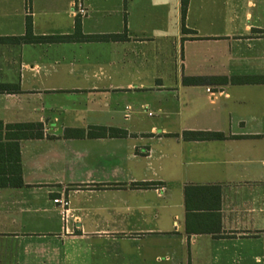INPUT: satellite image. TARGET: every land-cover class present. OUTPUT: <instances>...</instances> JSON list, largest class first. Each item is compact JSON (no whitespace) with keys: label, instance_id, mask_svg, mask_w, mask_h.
<instances>
[{"label":"crops","instance_id":"obj_1","mask_svg":"<svg viewBox=\"0 0 264 264\" xmlns=\"http://www.w3.org/2000/svg\"><path fill=\"white\" fill-rule=\"evenodd\" d=\"M188 1L193 34L182 0H0V264H264V84H184L264 77V0Z\"/></svg>","mask_w":264,"mask_h":264},{"label":"trees","instance_id":"obj_2","mask_svg":"<svg viewBox=\"0 0 264 264\" xmlns=\"http://www.w3.org/2000/svg\"><path fill=\"white\" fill-rule=\"evenodd\" d=\"M189 1L182 0V27L185 34H193L194 32L188 30L186 27V17L188 12ZM27 34L23 38L15 39V41L20 43H62V42H84L92 40L100 41H110L118 40L120 36H99V37H86L81 33V23L79 20L76 22L75 33L72 36H63V37H35L33 34V23L31 19L27 20ZM8 39H0V41H7ZM215 82H220L224 85L233 84V85H256L264 84V77H241V78H185L184 84L186 86H195V85H209ZM8 89L5 86H0V92H5ZM39 126L36 125H20L16 126L20 130L30 131V133L24 132L25 137L31 138H42V133H34ZM108 134H93L90 133V137L98 136H107ZM124 133L112 132L109 134L111 137L123 136ZM69 136V132L66 133V137ZM81 136H85L84 132L81 133ZM226 137L220 133H197V132H187L184 134V139L187 141H219L224 140ZM20 178V177H19Z\"/></svg>","mask_w":264,"mask_h":264},{"label":"built area","instance_id":"obj_3","mask_svg":"<svg viewBox=\"0 0 264 264\" xmlns=\"http://www.w3.org/2000/svg\"><path fill=\"white\" fill-rule=\"evenodd\" d=\"M54 204L58 205L62 209L64 217L68 218V216H69V206H70L69 201L67 199H65V198H60V199H55L54 200Z\"/></svg>","mask_w":264,"mask_h":264}]
</instances>
